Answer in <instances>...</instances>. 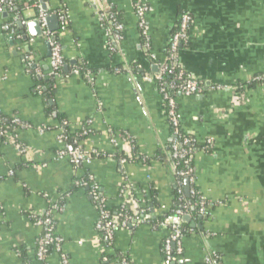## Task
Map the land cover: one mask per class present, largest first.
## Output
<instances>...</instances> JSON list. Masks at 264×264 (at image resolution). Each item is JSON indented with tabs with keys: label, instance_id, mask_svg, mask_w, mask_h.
I'll use <instances>...</instances> for the list:
<instances>
[{
	"label": "crops",
	"instance_id": "obj_1",
	"mask_svg": "<svg viewBox=\"0 0 264 264\" xmlns=\"http://www.w3.org/2000/svg\"><path fill=\"white\" fill-rule=\"evenodd\" d=\"M43 1L58 16L51 33L62 49L60 78L48 73L47 39H30L16 25L18 16L25 22L40 10L17 0L19 11L0 13V115L20 120L13 136L29 149L22 156L14 141L0 143V264H60L54 253L36 256L42 228L32 215L53 204L63 207L53 221L70 264H164L169 230L158 222L175 209L178 185L165 156L172 134L154 77L183 13L192 23L175 66L201 89L175 96L181 130L194 146L195 181L183 179L182 190L188 197L194 188L212 205L207 215L194 207L185 215L177 264H264V84L254 81L264 74V0H140L146 37L133 0ZM106 6L124 25L114 49L100 20ZM62 122L72 132L87 130L77 143L99 157L81 167L57 160ZM88 176L107 208L145 214L107 248L90 191L76 184Z\"/></svg>",
	"mask_w": 264,
	"mask_h": 264
},
{
	"label": "built area",
	"instance_id": "obj_2",
	"mask_svg": "<svg viewBox=\"0 0 264 264\" xmlns=\"http://www.w3.org/2000/svg\"><path fill=\"white\" fill-rule=\"evenodd\" d=\"M31 5L40 10L39 2L41 0H30ZM4 6V8L2 7ZM13 0H0V13L8 8L9 12H12L14 8ZM135 12L137 17V25L140 29L143 37L147 36V28L145 23V11L146 6L141 3L140 0L134 2ZM101 18H108L112 25V35L111 41L114 47L111 45V49L117 47L119 42L123 38L124 25L120 20H117L113 14L106 16L104 9L100 10ZM48 14L40 11L39 20L42 28V35L47 39L50 46V66H51V76L53 78H60L62 76V68L64 66V59L62 55V49L59 42L52 36V33L48 30L46 25V17ZM63 23L64 18L60 16ZM192 23V17L183 13L180 15L176 30L171 35L168 44V60L167 63L162 64L158 73L155 75L154 79L159 83V93L164 103V109L166 116L169 121L170 130L172 134L171 143L169 149L171 151L170 159L173 160L176 166H181V168L174 170V174L177 179L178 185V206L171 211L170 214L163 217L158 224L161 227H165L169 230L168 236L164 239L162 244V253L164 264H174L183 253V217L188 213V209L194 207L197 212L201 215H207L210 206L212 205L210 200L202 195L198 196V201L191 206L189 202L183 200V190H182V180L187 179L190 184L195 181L193 169L190 165V155L192 153V148L190 144H193L192 138L185 136L181 130V116L177 110L175 95L171 92L172 90L177 91L178 94L183 96H192L197 94L201 89V82L196 78H193L179 69V74L177 75V80H181L180 83L175 81L169 82L168 84L162 81L165 74L170 73L174 70L175 61L177 59V54L182 45L187 44L189 39V28ZM11 34H15V30H11ZM149 44L146 41V48L148 49ZM154 59L155 56L151 55ZM254 81L258 84H264V74L256 76ZM21 122L18 118H12L10 120V126L6 129H0V143L4 140L14 141V146L19 155H28L29 149L21 144H18L13 136V131L17 126H20ZM88 131H83V134H87ZM59 147L56 151V159L69 160L74 167H81L84 165H89L93 157H99L98 153L94 150L91 153L85 152L77 143V141L67 142L65 136L60 132L58 136ZM124 162V161H123ZM79 187H87L90 191L92 201L98 212V218L95 223V230L100 235L101 243L107 248L113 242L115 233L120 229H126L129 226L130 221L142 222L145 219V214L142 211H138L137 214L128 215L126 213H120L118 215H111L106 209L105 199L99 191L97 184L88 176L85 180H80L77 183ZM196 191L191 188L189 191V196H194ZM63 207L58 204L50 205L46 212L41 218H36L35 225L42 228V236L38 241V247L36 256L39 261H44L45 258L50 254L54 253L57 255L60 264H70L68 256L63 250V240L55 232V224L53 221V213L61 211ZM121 209H125L123 206ZM81 243V242H80ZM51 251L48 253V250ZM209 261V259H208Z\"/></svg>",
	"mask_w": 264,
	"mask_h": 264
},
{
	"label": "trees",
	"instance_id": "obj_3",
	"mask_svg": "<svg viewBox=\"0 0 264 264\" xmlns=\"http://www.w3.org/2000/svg\"><path fill=\"white\" fill-rule=\"evenodd\" d=\"M133 1L135 2L136 0H133ZM14 2H15V5H14V8H13L12 12H17V11H19V9H21V5L17 3V0H14ZM30 3H32V1H30ZM2 7L4 8L3 5H2ZM3 11H8V8L5 7V10H3ZM104 12L106 13V16H109V15L113 14L117 20H119L120 17H121L120 16V12L117 9L113 8V7L110 8V7H107L106 6L104 8ZM100 20H101L104 28L106 29V31L110 35V38H111V35H112V25H111L110 20L108 18H101V17H100ZM13 27H14V25H13ZM175 30H176V28H174L172 30V34L175 32ZM166 54H167V61H169L168 60V56H169L168 47H167ZM179 69H180L179 66H176L174 68V70H172L170 73H167V74H165L163 76L162 81H164L167 84L169 82H172V81H175L176 83H180L181 80L179 81L176 78L177 75L179 74V71H180ZM171 93L173 95H175V96L178 94V92L177 91H174V90H172ZM61 125H62L61 126V129H62L61 132L65 136L67 142L78 141V140H80V139L83 138L84 135L81 133V131L72 132L69 129V127L66 124H64L63 122H62ZM8 126H10V120H8L4 116L0 115V129H2V130L3 129H6ZM183 134L185 136H188L185 133H183ZM190 148H192V149L194 148L193 144H190ZM170 154H171V151H170V149H168L167 152L165 153V156L166 157L169 156V158H170ZM137 157H140V155L137 153V151L136 152L133 151V159L132 160H136ZM189 159H190V157H189ZM171 162L174 165V170H177V169L181 168V166H176L174 164L173 160H171ZM190 165L192 167L191 161H190ZM77 187H79V186H77ZM195 191H196V193H195L194 196H188V197H186L184 194L182 196L183 200L186 201V202H189L191 206H193L198 201V199H199L198 196H199L200 193L196 189H195ZM177 206H178V194L174 192V206L172 208L174 209ZM106 209L110 212L111 215H118L120 213H126L128 215H132L133 216V214H131V212H129L127 209H121V208L120 209L119 208L110 209V208H107V207H106ZM189 210H191V208L188 209V212H189ZM42 216L43 215L38 216V215L33 214L32 215V218L35 221L36 218H41ZM50 251H51V249L48 250V253ZM174 264H177V261L174 262Z\"/></svg>",
	"mask_w": 264,
	"mask_h": 264
},
{
	"label": "water",
	"instance_id": "obj_4",
	"mask_svg": "<svg viewBox=\"0 0 264 264\" xmlns=\"http://www.w3.org/2000/svg\"><path fill=\"white\" fill-rule=\"evenodd\" d=\"M39 4H40V11L48 14L46 17V25H47L48 30L50 32L59 30L60 26H59L58 16L56 14H49L48 8L43 0H41ZM16 19H17V23H16L17 27L20 30L25 28L27 32L29 33L30 39H36V38H40L43 36L38 15L30 16L25 22H23V20L19 16ZM20 32L22 33V39L25 41L26 36H24V33L22 31ZM50 55H51L50 46L48 43V53L46 54L45 57L48 60L49 66H50ZM51 71L52 69L50 66L48 73H51ZM186 193H188V185L186 186ZM188 219H189V216L183 217V221L188 220Z\"/></svg>",
	"mask_w": 264,
	"mask_h": 264
}]
</instances>
